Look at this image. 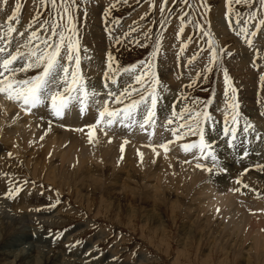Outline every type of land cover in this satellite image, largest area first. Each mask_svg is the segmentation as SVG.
Here are the masks:
<instances>
[{
    "label": "rangeland",
    "instance_id": "rangeland-1",
    "mask_svg": "<svg viewBox=\"0 0 264 264\" xmlns=\"http://www.w3.org/2000/svg\"><path fill=\"white\" fill-rule=\"evenodd\" d=\"M57 2L59 3L60 0ZM17 4L20 5L17 20L9 21L8 17L13 11H16ZM111 4L116 6L110 8ZM259 6L260 0H251V6L241 0L240 4L234 2L231 4L233 11L229 13V0H167L165 11L161 13L158 0H78L77 6L73 8L76 27L73 39L78 40L80 45L82 75L85 77L86 83L94 84L93 86L99 91L104 83L103 74L107 67L109 53L114 58L115 66L119 67H128L133 63L138 64L141 60L154 59L157 76L160 80L158 88L160 99L158 100L156 126L155 128L149 126L147 129L161 133L158 136V141L161 143L156 142L159 144L156 145L159 149L162 143L168 148L165 153L164 149H160L159 157L169 159L170 156L184 154L185 157L189 155L187 158L189 165L185 170L195 166L197 162L204 165L205 169L209 167L210 158L201 157L198 161L194 160L199 156L197 149H192L186 154L181 148L185 143L196 142L198 137L184 136L182 139H175L171 136L172 133L169 129L177 127V122L174 120L171 125L166 123L171 112L179 111L181 107H207L209 115L213 116L214 127L206 123V141L212 146V150L221 164L218 169H224V171H217L226 176L229 169L222 167H226V162L232 159L236 160L235 162L239 161L234 165L235 168L237 167L236 169L240 165L249 164L250 167L244 173L252 169L261 170L264 164H259L257 160H264V139H257L252 131L248 134L242 131L245 121H247L253 124L261 137H264V85L259 80V76L264 75V26H261V29L257 31L254 27L255 21H249L248 24L243 23L248 19L250 12L258 11ZM106 10H108L107 16L105 15ZM37 15H39L38 20L35 19ZM238 17L239 23L237 22ZM53 18L59 22V16L50 5L42 6V0H8L7 5H0V35H4L8 26L11 25L17 29L12 34L13 43L16 40L23 42L32 31H36L43 38L45 30L40 27V24L45 19H49V23H51ZM181 20L184 21L183 31H180ZM29 24L32 25V28H28ZM241 27L249 29L248 38L253 41L251 46L247 44L243 34L240 33ZM251 31H256L257 35L250 36ZM208 32H211V37L205 35ZM114 36L118 37L121 43L117 44ZM209 39H212L217 46V53L221 59L218 65H213V71L205 73L203 69L211 54ZM0 46H2V42H0ZM157 48L159 51L153 56V52ZM220 48L225 51L220 52ZM228 51L232 53L231 56L226 54ZM253 62H256V67H253ZM224 68L228 69L233 86L237 88L236 95L239 104L240 127L236 138L237 146L234 149L227 146V138L222 135L223 117L226 114L225 107L228 100L223 84ZM249 91L251 92L250 103L244 97ZM209 101L210 103H208ZM109 106L116 107L113 103H110ZM18 109H21L18 103L9 101L5 95L0 94V118H3L1 125L6 127L12 125L13 121H11L12 123L6 122L10 115L7 112L12 113ZM252 110H255L254 113L258 117L252 115ZM23 115L28 116V114ZM75 115L74 112L73 116L75 117ZM84 126L86 129L89 125ZM57 127L61 130L68 129L67 127L61 128L60 125ZM99 127L97 126L95 129ZM104 128L108 130L104 137H108L111 129H114V125L111 128L105 126ZM31 129L32 127L27 131L29 132ZM134 129L135 127L131 130L124 129V131L131 133ZM261 129L263 130L261 131ZM163 130H166L165 133ZM32 132L33 135H36V129ZM2 133L0 132V136ZM170 137L172 138L170 140L173 141L172 145ZM129 141L127 140V142ZM106 146L103 144L102 148ZM53 148L57 149L60 155L66 153L68 156L74 154L80 158L85 157L75 152L74 149L69 150L67 143L62 148L57 146H53ZM13 149L12 141L5 144L2 163H0V186H4L6 191L0 192V198L9 203L6 204L7 206L14 208L20 205L27 206L29 202L23 203V201L37 203L34 199H41L43 203L38 207H31L32 209L30 208L31 210L28 212L38 213L39 211L35 212L34 208H40L44 211L48 210L47 216L51 215L53 219L60 218L61 221L59 220L58 223H61L45 226L43 233L52 238H42L47 241L53 252H63L64 261L60 260L59 264H76V262H79L78 264H264V225L260 222L252 221L253 228L248 226H243L241 229L234 228L229 235L237 239L241 250L231 251L228 248L227 239L214 236L212 232L214 220L208 218L207 211L198 217V212L195 209L197 206L191 204L188 197L184 198L181 207L177 206L174 211L172 210L177 202L175 195L177 193L174 187L168 188L169 192L166 189V194V192L157 190L155 179L142 181L133 177L130 184L135 185L140 193L145 189L152 195L155 191H159L164 194L161 201L163 203L160 205H166L154 208V210L149 201L147 202L150 204H144L141 201L134 202L130 195L121 190V187L118 190V195L123 200V207L121 206L119 209L104 192L91 191L87 193L85 190H79L76 186L68 187L65 182H60L58 179L53 181L42 173L40 165H34V169L28 166L26 161L30 155L20 158ZM245 150L248 152L247 157L242 156ZM133 154L137 155V153ZM4 157L8 160L14 159L16 169L11 170L9 164L4 162ZM31 157L36 159L37 156ZM250 159H256V161L252 162ZM40 162H43V159H40ZM100 162L101 160L98 159L93 161V164L88 162L85 166L92 165L94 169L102 171L100 175L104 180L107 178L112 181L113 177L119 179V182L116 183H123L128 172L137 175H143L146 172L145 168L131 167L123 161H112L111 168L106 166L102 168ZM209 169H211L210 171L215 170L212 166ZM239 171H231V173L237 175ZM257 171L255 170L256 174ZM259 176L264 178V172ZM14 182L22 187V191L17 197L8 199L7 191ZM144 186L147 187L144 188ZM254 190H256L254 192L256 196L250 200L264 202L262 191ZM233 193L236 194V192ZM238 202L240 204V201ZM51 204H56V207L53 208ZM200 208L197 207L198 211ZM210 209L211 207H209ZM25 212L19 213L24 214ZM151 214L156 217L151 218ZM191 217L197 218L204 230H196L197 223L195 218ZM2 223L3 221L0 220V232L3 227ZM27 224L26 226H29V223ZM188 225L195 227L196 232L189 239H185L187 236L184 238L185 231L183 229ZM30 227L26 228L30 229ZM36 227H40V225H36ZM58 233L59 235H57ZM19 240L23 241V247L29 243L33 244V242V245L36 243V246L43 244L37 243L38 236H16L15 242ZM229 240L231 241V239ZM77 241L80 242L78 245ZM72 245L75 246L70 247ZM57 253L55 254L57 255ZM55 254L49 255L51 262L44 263L56 264L57 262H53L56 258ZM42 256L39 254L38 260H41ZM39 257L42 258L39 259ZM107 259H111L112 263H108Z\"/></svg>",
    "mask_w": 264,
    "mask_h": 264
},
{
    "label": "bare ground",
    "instance_id": "bare-ground-1",
    "mask_svg": "<svg viewBox=\"0 0 264 264\" xmlns=\"http://www.w3.org/2000/svg\"><path fill=\"white\" fill-rule=\"evenodd\" d=\"M18 75L22 76L23 74ZM250 93V91L246 92L244 96L247 102L250 100ZM254 111L255 110H252V115L256 117L257 115L254 113ZM74 112L76 113L75 117L73 116ZM245 113L247 114V110ZM7 114H10L8 117L9 120L7 119V121H5H13V123L11 122L13 126L11 124L8 127L3 126V124L1 125L3 118H0V132H3L0 136V163H2L1 159L3 158L2 154H4L5 144H8L12 141V144L14 145L13 151L18 153L20 158H24L26 155H30V157L37 156L36 159H32L33 157H29V159L27 158L28 160L26 162L28 166H31L34 169V165H40V168L43 170L42 173L46 177H49L53 181L54 179H58L60 182H65L68 187L76 186L79 188V190H85L87 193H90L91 191L96 193H98V191L104 192L106 196L109 197V199L111 198L110 200L115 202L114 205H116L119 209L121 206L123 207V200L118 195V190L121 187V190H123L127 195H130L134 202L141 201L144 204L151 203L153 209H157L163 205H166H160L163 203L161 201L163 200L162 196H164V194L160 193L159 191L166 192L167 189L169 192L170 190H168V188L174 187L177 193L175 194L177 197V202L172 207V210L174 211L177 206L181 207L184 203V198L188 197V200L191 204L201 207L199 211L197 207L195 208L198 212V217L202 216V214L207 211L206 214H208V218L214 220V227L212 229L214 236L227 239L228 248L231 251L241 250L240 246H238L237 239L232 237V235H229L234 228L241 229L243 226L253 228L251 223L252 221H257L264 225V202H259L254 199L250 200V198L252 199L256 196V193H254L256 190L254 189H260L259 191H262L264 194V178H262L263 176H259L260 173L264 172V166L262 168L263 170L258 169L257 171V169H252L249 172L244 173L245 170L250 167L249 164L240 165V167L236 169L237 167L235 168L234 165L239 163V161L237 160L238 162H235L236 160L232 159L226 162V167H222L229 169V172L226 174V176L217 171L219 170L218 168L210 171L197 169L194 165H191L192 167L185 170L186 166L189 165V162L187 161L189 155H186L185 157L182 153L183 155L180 156H170L168 157L169 159H162L159 157L161 152L160 149L162 150V148L160 147L159 149V147L156 145L161 143L158 141V136H160L161 133L159 134L158 131L147 129L149 126L143 130L136 126L134 131L131 133H126L124 131L125 128L117 124L114 125V129H111V133L109 132L110 134L108 137H104L106 136L105 132L108 130L105 129L103 125H100L99 128L94 130L96 136L93 146L88 143V128L85 129L84 125H90L91 123H94V117L97 118V112L95 111H89L80 115L78 113V108L75 110L72 109L67 113L63 120L52 118L53 122L51 124L50 130L47 122L49 118L48 112L43 107L34 110V114L28 113V116L23 115L25 113L21 109H18L12 113L9 111ZM71 116L73 117L72 119ZM57 125H60L61 128L67 127L68 129L61 130L57 127ZM30 127H32V129L28 132L27 130ZM76 128H83L84 131H73V129ZM34 129H36V135H33L32 131ZM262 130L263 129H261V131ZM165 131L163 130L164 133ZM102 132H104V134H101ZM42 135L44 136L43 140L40 139ZM170 139L172 138L170 137L169 140ZM127 140L130 141L125 143ZM157 141L158 143L156 144ZM172 142L173 141H171V145ZM66 143L67 147H69V150L74 149L75 152L85 157L80 158L74 154H70L68 156L66 153L60 155L58 154L57 149L53 148V146L62 148ZM103 144L107 146L102 148ZM122 144L124 146L123 154L120 152V147ZM177 151H179V149ZM133 153H141L142 162L141 156L134 155ZM121 155H123L122 160L120 159ZM40 159H43V162H40ZM98 159L101 160L100 164L102 168L104 166L111 168L113 166L112 161H123L128 163V165L131 167L134 166L137 168H145L146 172L143 173V175H137L136 173L128 172V176L123 180V183L121 182L122 184L116 183L119 182V179H115L114 177L112 178V181L108 180L107 178L104 180L100 175L102 174V171L99 169H94L92 165H90V167L85 166L88 162H92L91 164H93V161H97ZM258 160L257 162H259V164H264L263 159ZM251 161H256V159ZM4 162L9 164L11 170L16 169V166H14L16 161L14 159L8 160L5 158ZM185 163L187 165H184ZM209 163L210 165L207 169L212 166V161L210 159ZM219 167H221V164H219ZM236 170L240 171L237 175H232L233 173H231V171L235 172ZM255 170L258 172L257 174ZM133 177H137L142 181L155 179L156 188L159 191H155L152 195L145 189L142 191V193H140L135 185L130 184V180H132ZM237 180H240L241 183L235 184ZM145 187L147 186H144V188ZM174 189H172L173 192ZM2 191H6L4 186H0V192ZM233 192H236V194ZM239 194L240 196H237ZM139 198H142V200H139ZM34 200L37 203L26 200L23 201V203L29 202L27 206L20 205L14 208L12 206H7L6 204L9 203L0 198V220L3 221V227H1L2 230L0 232V264H45L44 262H51L49 260L51 258L49 256L50 254L57 253L51 250V247L47 244L46 240H43V237H52L45 235L43 232L45 230V226L58 223L60 218L55 217L53 219L51 215L47 216L48 210L44 211L40 208H34L35 212L39 211L38 213L28 212L32 209L31 207H38L43 203L41 199L36 198ZM237 201H240V204L239 202L237 203ZM209 207H211L210 210ZM217 209H219V211H217ZM24 211H26L24 214L19 213ZM150 217L154 219L156 216L151 214ZM195 221L197 223L196 230H204V227L201 226L197 218H195ZM27 223H29V226H26L28 225ZM30 224L32 225L31 227ZM36 225H40V227H36ZM26 227H30V229H27ZM183 231H185L184 238L187 236L185 239H189L196 232L195 227H190L189 225L187 228L184 226ZM16 236H38L39 241L37 243L43 244L36 246V243L33 245V242V244L29 243L27 246L23 247V241L21 242L19 240L15 242ZM229 239H231V241ZM184 244L182 245L185 246ZM231 244H234L235 246H232ZM21 246L22 248H20ZM87 249L91 250L90 248ZM39 254L43 255V258L39 257V259L42 258L41 260H38L37 256ZM55 256L56 258L53 262H57L56 264H59L60 260L64 261L63 252H59L57 255L55 254ZM107 262L112 263L111 259H107ZM78 263L79 262H76V264Z\"/></svg>",
    "mask_w": 264,
    "mask_h": 264
},
{
    "label": "snow or ice",
    "instance_id": "snow-or-ice-1",
    "mask_svg": "<svg viewBox=\"0 0 264 264\" xmlns=\"http://www.w3.org/2000/svg\"><path fill=\"white\" fill-rule=\"evenodd\" d=\"M158 2L159 10L163 13L167 0H158ZM233 2L240 4L241 0H229V13L233 11L231 8ZM243 2L251 6V0H243ZM7 4L8 0H0V5ZM77 4L78 0H60L59 3L57 0H42V6L50 5L59 16V22L53 18L51 23H49V19H45L40 24V27L45 30L43 38L36 31H32L23 42L16 40L13 43L12 34L17 29L11 25L8 26L4 35H0V42L3 44L0 46V94L5 95L9 101L18 103L25 114H34V110L45 108L49 117L47 121L49 130L53 122L52 118L63 120L73 108H78L81 114L89 111L97 112L98 118L94 117V123L88 126L87 132L88 143L93 146L96 136L94 130L100 125L111 128L118 124L129 130L136 126L141 130L146 126L155 127L158 100L160 99L158 92L160 80L157 76L155 60H141L138 64L133 63L128 67H119L115 66L114 58L109 53L107 67L103 74L104 83L97 91L93 85L86 83L85 77L82 75L80 45L78 40L73 39L76 34L73 8ZM115 6V4H111L109 7ZM19 9L20 5L17 4L16 11H13L8 17L9 21L17 20ZM105 15H108V10L105 11ZM258 17H264V0H260L258 11L250 12L248 19L243 23L248 24L249 21H255L254 27L259 31L261 26H264V18L258 19ZM35 19L38 20L39 15ZM237 22L239 23V17ZM183 25L184 21L181 20L180 31L184 30ZM28 28H32V25L29 24ZM240 33L243 34L247 44L251 46L253 41L248 38L249 29L241 27ZM205 35L211 37V32L205 33ZM256 35V31L250 32V36L255 37ZM113 38L116 39L117 44L121 43L118 37L114 36ZM208 44L211 54L203 69L205 73L213 71V65H218L221 59L212 39H209ZM158 51L159 48L154 50L153 56ZM219 51L224 52L225 50L220 48ZM226 54L232 55L230 51ZM253 67H256V62H253ZM259 80L264 85V75H260ZM223 84L228 100L225 107L226 114L223 117L222 135L227 138V146L234 149L237 146L240 113L236 95L237 88L233 86V80L227 68L223 69ZM110 103L115 104L116 107H110ZM174 120L177 122V127L170 128L169 131L175 139H182L184 136L198 137L194 143L183 144V151L188 153L192 149H197L199 152L197 160L201 157L210 158L212 168H219L217 155L206 141L205 136L206 123L214 127L213 116L209 115L207 107H181L179 111L171 112L166 123L171 125ZM180 129L183 131H179ZM73 131L83 132L84 129L76 128ZM242 131L245 134L252 131L257 139H264L253 124L247 121H245ZM40 139L43 140L44 136L42 135ZM160 147L165 152L168 151L164 143ZM120 152L122 154L124 152L123 144L120 147ZM137 155L141 156L142 162V154L137 153ZM243 156H248L246 150L243 152ZM120 159H123V155ZM195 167L211 170L205 169L204 165L199 162L195 164ZM219 170L224 171L223 169ZM236 183L239 184L241 181L237 180ZM21 191L22 187L14 182L7 191V198H15ZM57 203H59L58 200ZM51 206L55 208L56 204ZM79 243V241L76 242L77 245Z\"/></svg>",
    "mask_w": 264,
    "mask_h": 264
}]
</instances>
